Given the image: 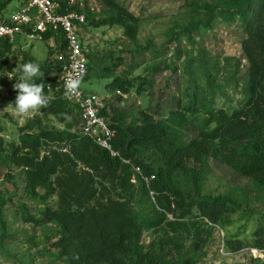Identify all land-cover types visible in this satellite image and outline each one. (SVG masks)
Instances as JSON below:
<instances>
[{"label": "rangeland", "instance_id": "1", "mask_svg": "<svg viewBox=\"0 0 264 264\" xmlns=\"http://www.w3.org/2000/svg\"><path fill=\"white\" fill-rule=\"evenodd\" d=\"M118 1L137 20L134 40L128 39L124 29L118 25L96 27L90 24L92 20L109 18L113 14L102 0H94L96 11L91 13L82 31L90 66L89 76L81 81V87L101 95L111 93L105 87L111 78L105 67H112L116 62L118 65L112 75H139L147 77L152 83L141 94L135 88L122 95L110 94L107 110L112 120L120 112L126 124H133L149 114L153 120L166 121L173 131L188 142L199 137L200 128L209 117L207 108L231 112L244 104L248 97L245 85L249 63L241 48L244 34L237 19H216L213 29L197 37L196 44L183 38L180 58L175 56L176 41L171 39L175 33L193 26L195 21L205 20L204 5L221 10L230 5L231 0ZM17 5L18 0H12L4 16L14 11ZM140 46L147 50L137 51ZM155 50L162 51V55L156 57ZM25 56L40 64L52 62V51L44 39L20 36L11 43L7 63L0 68V138L3 142L0 151V192L6 198L2 214L7 231V238L0 242V264H66L59 258L58 248L53 245L59 236V227L52 222L37 224L26 219L32 217L40 220L45 209L59 210L60 197L55 182H64L65 173L57 170L52 177L55 191L45 193V189L39 186L31 194L26 183L25 168L10 163L8 153L20 145L23 134H34L41 128L68 130L80 137L78 115L73 111L65 121H60L42 109L28 117H13L10 114L11 106L7 111L3 110L15 101L17 92L13 84L18 78L15 69L23 64ZM161 61L171 67L153 71L152 67ZM195 89L196 109L188 110ZM213 125L210 123L209 127ZM71 144L73 142L68 141L65 147L63 143H51L50 148L68 153ZM44 153L47 151L43 148L40 156ZM138 158L153 168L160 164L159 157L148 149L139 148ZM71 165L73 168L70 171L77 180L80 179V186L83 188L87 186L86 183L90 184L96 189V200L100 204L106 202L102 206L129 202L130 207L150 216H155V211H165V220L160 226L143 227L139 242L144 251L159 252L157 244L160 247L163 240L164 256L169 264H182L181 257L190 260L195 256L196 261L187 264H264V248H259L264 240V185L255 183L249 176L220 160L207 157L199 176L196 173L200 169L199 164L188 160V165L194 168L192 175L178 176L180 186L187 192L188 201L196 198L195 184L198 181L202 194L224 196L240 205L234 213L225 215L222 222L208 224L209 227L201 226L203 230L200 235L204 243L200 252L203 256L198 257L199 251H194L192 246L195 237L191 225L207 220L202 219L195 207L190 210L185 207L184 212L173 205L170 206L172 211L161 208L154 193L148 191V195L145 194L149 183H145L144 188L135 174L130 179L134 194L132 199L128 198L129 201L122 197L123 191L107 183L93 169L76 160ZM135 167L132 165L133 170ZM8 172L9 177L6 175ZM140 176L144 174L141 172ZM161 201L167 204L166 200ZM94 204L95 200L91 202V205ZM167 221H178L180 227L175 226L174 229L167 225ZM168 239L173 243H167Z\"/></svg>", "mask_w": 264, "mask_h": 264}, {"label": "trees", "instance_id": "2", "mask_svg": "<svg viewBox=\"0 0 264 264\" xmlns=\"http://www.w3.org/2000/svg\"><path fill=\"white\" fill-rule=\"evenodd\" d=\"M12 0H0V23L5 22L4 13ZM113 14L109 18L92 20L90 24L96 27L101 25H118L124 29V34L130 40H134L136 34V18L118 0H102ZM205 20H197L191 27L184 28L171 37L176 41L175 56L183 53L181 50L182 39H188L191 43L197 42L196 38L214 27L216 19L221 21L237 19L240 23L244 38L241 42L242 51L249 63L246 77V93L248 95L244 104L238 109L228 112L225 109L207 108L209 117L205 119L200 128L199 137L184 141L172 127L162 120H153L149 114H145L142 121L126 124L121 118L120 112L114 116L116 122V134L112 140V147L119 156H112L109 151L93 141L87 135L77 137L68 130L39 129L34 134H23L20 145L8 153L9 162L25 168V177L28 190L35 193L36 187H43L45 193L55 191L52 177L57 170L63 171L64 182L57 181L56 192L59 194V210L45 209L42 219L28 217L35 223L52 222L59 227V236L53 242L58 248V256L66 264H169L164 256L163 240L160 241L159 252L144 251L139 242L143 227H158L165 220V214L155 211V216H150L142 211L130 207L129 202H113L109 207L100 204L96 199V189L90 184L83 188L80 179L71 173V163L74 160L93 169L101 175L107 183L115 185V188L124 192L123 198L132 199L134 191L130 182L131 175H136L146 187V182L140 174L133 170L137 166L144 176L150 174L154 178L145 188V194L152 191L157 196L158 205L168 211L173 205L175 209L184 212L195 207L202 219L199 223L191 225L194 234V251L198 256L204 238L200 235L202 225H215L222 222L225 215L234 213L239 204L224 196L205 195L201 193L199 182L195 184L196 198L188 201V195L179 182L178 176L192 175L193 167L188 165V160L203 165L207 157H213L229 165L243 175L249 176L260 185H264V0H231L230 5L223 9L215 6H203ZM91 13L86 14L87 20ZM133 23V24H132ZM49 33H43L42 39H46ZM11 49V42L0 39V68L7 63V54ZM140 46L137 51H146ZM162 51L155 50L156 57L162 55ZM34 61L25 56L23 64ZM36 62V61H35ZM191 62V60H189ZM22 64V65H23ZM40 64V63H39ZM41 77L36 82L45 84V93L51 97L46 110L60 121H65L73 111L77 115L74 106L63 98L59 83L51 79V74L57 70L53 63L40 64ZM117 62L112 67L106 66L110 78L105 87L109 92L119 90L122 94L128 93L132 88L138 94L150 87L152 81L143 76H129L122 73L112 75ZM88 60V69H89ZM165 61H161L152 67L153 71L170 68ZM18 74V70L16 72ZM88 77V76H87ZM86 77V78H87ZM50 82V88L47 83ZM196 89L192 92V103L188 110L196 109ZM103 113L104 110H103ZM214 123L213 127H209ZM75 140L77 143L75 144ZM68 141V153L57 152L51 149V143L61 144L66 147ZM0 138V151L2 150ZM44 153L40 156L41 150ZM48 148V149H47ZM139 148L151 150L160 160L156 167H150L138 158ZM47 149V150H45ZM122 159L128 162L122 161ZM10 176V172L6 174ZM83 189V190H82ZM80 190L82 193H80ZM99 198V197H98ZM128 199V200H129ZM95 200V204L91 202ZM161 200H166L164 205ZM130 201V200H129ZM6 198L0 192V242L7 238L6 224L3 220L2 206ZM154 207V204H152ZM167 225L174 228L180 227L178 221H167ZM209 227V226H207ZM167 243L172 240L168 239ZM173 243V242H172ZM199 243V244H198ZM259 248H264L263 243ZM195 258L180 259L182 264L193 263Z\"/></svg>", "mask_w": 264, "mask_h": 264}, {"label": "built area", "instance_id": "3", "mask_svg": "<svg viewBox=\"0 0 264 264\" xmlns=\"http://www.w3.org/2000/svg\"><path fill=\"white\" fill-rule=\"evenodd\" d=\"M95 11L94 0H18L17 8L5 16V22L0 23V39L12 43L20 36L42 39L43 33H49L45 41L52 51L50 63L57 67L50 78L59 83L63 98L75 107L79 132L92 138L112 156H119L112 147L116 122L112 120L107 110V99L110 94L122 93L115 90L107 95H101L81 87V81L89 76L82 31L87 22L86 14ZM68 77L80 81L78 90L70 96L65 91V79ZM49 84L50 82L47 86ZM122 161L128 162L125 159ZM134 169L141 174L137 167ZM142 178L148 184L154 175Z\"/></svg>", "mask_w": 264, "mask_h": 264}, {"label": "clouds", "instance_id": "4", "mask_svg": "<svg viewBox=\"0 0 264 264\" xmlns=\"http://www.w3.org/2000/svg\"><path fill=\"white\" fill-rule=\"evenodd\" d=\"M18 70V78L13 84V89L17 92L15 101L10 103L3 110L7 111L11 106L13 117H28L32 113L39 112L47 108L51 97L45 93V84L37 83L41 77V65L35 61H27L15 69ZM11 78V77H10ZM79 79L68 77L65 79V91L70 96L79 88ZM47 87H51L48 85Z\"/></svg>", "mask_w": 264, "mask_h": 264}]
</instances>
